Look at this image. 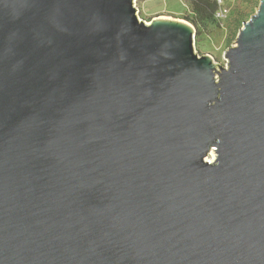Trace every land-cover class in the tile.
Masks as SVG:
<instances>
[{"label":"water","instance_id":"1","mask_svg":"<svg viewBox=\"0 0 264 264\" xmlns=\"http://www.w3.org/2000/svg\"><path fill=\"white\" fill-rule=\"evenodd\" d=\"M136 1L0 0V264H264V0L225 64Z\"/></svg>","mask_w":264,"mask_h":264},{"label":"rangeland","instance_id":"2","mask_svg":"<svg viewBox=\"0 0 264 264\" xmlns=\"http://www.w3.org/2000/svg\"><path fill=\"white\" fill-rule=\"evenodd\" d=\"M260 0H226V7L230 10L231 18L226 20L220 28L202 33L195 38V50L198 54H211L220 64H225V52L236 44L243 21H248L256 12ZM139 19L150 22L156 17H165L185 21L193 25L186 16L190 14L188 0H138L135 2ZM197 31V29H196ZM197 33V32H196ZM213 152L208 157L213 159ZM217 157V155H215Z\"/></svg>","mask_w":264,"mask_h":264},{"label":"trees","instance_id":"3","mask_svg":"<svg viewBox=\"0 0 264 264\" xmlns=\"http://www.w3.org/2000/svg\"><path fill=\"white\" fill-rule=\"evenodd\" d=\"M188 5L190 14L186 16V19L195 25L197 29L196 36H200L202 33L208 34L211 30L221 27V24L215 18V13L219 9L216 0H188ZM231 12L226 20L231 18Z\"/></svg>","mask_w":264,"mask_h":264},{"label":"built area","instance_id":"4","mask_svg":"<svg viewBox=\"0 0 264 264\" xmlns=\"http://www.w3.org/2000/svg\"><path fill=\"white\" fill-rule=\"evenodd\" d=\"M216 1H217L218 5H219V9L215 13V18L218 20V22L222 26L223 23L228 18L230 10L226 7V0H216Z\"/></svg>","mask_w":264,"mask_h":264},{"label":"bare ground","instance_id":"5","mask_svg":"<svg viewBox=\"0 0 264 264\" xmlns=\"http://www.w3.org/2000/svg\"><path fill=\"white\" fill-rule=\"evenodd\" d=\"M216 154H215V152H213V159L211 160V161H214L215 159H216V156H215Z\"/></svg>","mask_w":264,"mask_h":264}]
</instances>
